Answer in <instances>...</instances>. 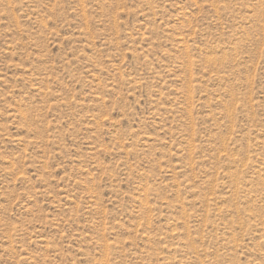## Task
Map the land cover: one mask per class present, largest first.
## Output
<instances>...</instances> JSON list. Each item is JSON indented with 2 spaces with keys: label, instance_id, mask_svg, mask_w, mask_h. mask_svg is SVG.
<instances>
[{
  "label": "rangeland",
  "instance_id": "1",
  "mask_svg": "<svg viewBox=\"0 0 264 264\" xmlns=\"http://www.w3.org/2000/svg\"><path fill=\"white\" fill-rule=\"evenodd\" d=\"M0 264H264V0H0Z\"/></svg>",
  "mask_w": 264,
  "mask_h": 264
}]
</instances>
